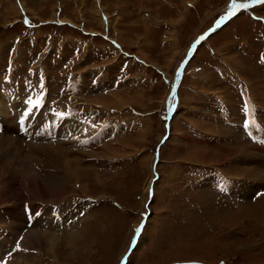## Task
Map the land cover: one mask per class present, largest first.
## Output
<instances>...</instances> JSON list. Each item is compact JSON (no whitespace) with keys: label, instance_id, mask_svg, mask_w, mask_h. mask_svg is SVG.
<instances>
[{"label":"rangeland","instance_id":"obj_1","mask_svg":"<svg viewBox=\"0 0 264 264\" xmlns=\"http://www.w3.org/2000/svg\"><path fill=\"white\" fill-rule=\"evenodd\" d=\"M231 1L0 0L2 86L32 83L25 69L34 58L45 61L53 93L64 63L81 80L65 102L92 108L88 121L60 112L84 123L65 147L66 166L33 167L25 151L13 154L16 168L43 184L6 182L14 163L0 159V264H64V256L67 264H264V182L245 178L242 159L262 145L242 130L245 106L236 108L240 93L251 108L246 124H258L251 133L264 143V2L235 0L249 6L229 15ZM211 25L218 29L192 52L190 42ZM107 94L113 104L94 102ZM0 99L10 114L0 132L22 135L30 125L18 123L12 90ZM97 123L104 134L93 133ZM43 135L34 134L52 137ZM9 146L0 144V156ZM208 172L215 182L240 181L242 192L220 195ZM32 228L57 243L24 246Z\"/></svg>","mask_w":264,"mask_h":264},{"label":"bare ground","instance_id":"obj_2","mask_svg":"<svg viewBox=\"0 0 264 264\" xmlns=\"http://www.w3.org/2000/svg\"><path fill=\"white\" fill-rule=\"evenodd\" d=\"M229 2H228L229 6L227 5L228 8L225 7L223 9V10H225L227 8V10H226L228 12L227 14L230 13V7L232 4V1L230 4H229ZM236 3H237V1H236ZM222 21H221V24L219 21L220 26L219 27L217 26L218 28H221L222 23H223ZM213 26L211 28L212 33L216 29H218L217 27H216V29H213ZM211 34L207 35L206 37H209ZM118 43H120V42H118ZM12 92H13V102L15 103V106H17V109H13V110L16 113H20V108L24 107L23 106V100L26 98L28 93L24 94L23 91H14V90H12ZM170 92H171V90H169V93H167L168 94V95H166L167 98L165 97L167 100V103H169L170 100L172 102V99L174 96V95H172L171 96L172 98L170 99ZM109 98L112 100L115 99L114 97L113 98L109 97V95L107 94L106 97H97L96 99H94V102H100L101 104H104V106H105V104H113L112 100H109ZM117 101L119 103L123 104L119 99ZM29 103H30V98L28 97L27 106L29 105ZM114 103H115V101H114ZM13 108H14V105H13ZM9 116H10V114H8L6 112V109L3 106V101L0 99V118H8ZM27 119H31V120H33V122H29V121H27ZM17 121L21 126L24 122H28L30 125V126L27 125L28 130L27 131H26V129L23 130L22 135L19 134L20 136H17V137H13L10 135H4V132H6L5 130H11V128H6L4 131L0 132V144L4 143L6 145H10L9 150L6 151V154L1 155L0 159H4L5 160L4 162L7 164H9L10 161L14 163V166L12 165V168L9 171L7 170L8 172L5 171V173L7 172V174H6L7 177L5 179H6V182L8 180V183H11V184L14 183V185L16 184L17 181H21L22 184L26 181H30L31 183H37L36 185L38 186L39 183H42L41 180H44V179L40 178L39 176H36V172L33 171L32 169H30L26 172L25 171H23V172L19 171V168L18 169L16 168V164L20 163V162L13 160V154L17 157L23 151H25V154H27L28 158L24 159V162L32 165L33 167L35 165L47 166L50 164L54 165V166H60V165L66 166L69 163V159L67 157H65L66 152H67L66 150L68 149V148L66 149L65 147L69 146L70 141H73L78 137L80 130H82V128L84 126V123L81 120H75V119H73V117H71V116L69 117V115L58 113L57 111H50V110H47L45 108H40L36 112H32L30 117H28L26 119L25 118L22 119V118L18 117ZM41 121H42V123L49 121L48 126H46V127L40 126L39 123ZM13 130H14V128H13ZM31 130L33 132L35 131V133H42V134H44L43 136H46L48 133H50L51 136H59V137H55V139L50 138L47 140H42V139L36 138L34 136L35 133H30ZM29 133H30V135L28 137H25ZM261 151L262 152L257 153V155H255L251 151L252 153L249 152L246 155V157H242V159L246 158L245 162H244L245 165L248 164V166H247L248 168L244 169V171H245L244 175L248 181L249 180H251V181L255 180L258 183H260L261 181L264 182V144H262ZM59 157H60V159H59ZM250 159H252V161L254 162V164H255L254 167L248 163V162H250L249 161ZM241 162L243 163V161H241ZM249 167H253V168H249ZM150 170H151V168H150ZM22 173H24V175ZM95 178L98 180V178L96 176H95ZM148 183L149 182H147V185H148ZM7 186L8 185H6V187ZM36 187H34L33 191L31 192L32 194L36 193L34 195H37V192H38L36 190ZM241 187L243 189V187H245V186L243 184H241ZM14 195H16V194H14ZM43 196H44V194H43ZM49 200H50V202L56 201L55 198H51ZM11 206H13V205H11ZM14 207H16V206H14ZM11 210H13V208L9 209L8 211H11ZM11 213H16V212L13 211ZM263 223H264V221H263ZM50 234H51V232H46V231H43L42 229H34V228L29 229L26 231L25 240H24L23 245L26 247H31V246L39 245L41 242L46 243L47 246H48V244L53 245V244L57 243L58 237H55L54 235H50ZM75 237H76V235H73V238H75ZM75 245L77 246L75 249V252H77V253L81 252V250L83 249L82 245H80V244H75ZM85 251L86 250L84 249V253H86ZM55 252L56 251H54V253ZM82 252H83V250H82ZM52 255H54V254H52ZM82 258H83L82 256L77 255L74 259L79 260ZM63 261H64V264H67L70 261V258L68 256H64Z\"/></svg>","mask_w":264,"mask_h":264},{"label":"snow or ice","instance_id":"obj_3","mask_svg":"<svg viewBox=\"0 0 264 264\" xmlns=\"http://www.w3.org/2000/svg\"><path fill=\"white\" fill-rule=\"evenodd\" d=\"M253 2H255V3H260V2H264V0H253ZM249 5L248 4H246V3H244V4H237L236 2H235V0H233V2H232V4H231V7H230V15H234L235 14V10H237V9H241V8H247ZM222 20L223 19H227V17H223V18H221ZM218 24H219V22H218ZM201 39H203V37H201ZM30 111H31V109H30ZM143 227V224L141 225V228ZM141 228H137L136 229V232H137V234H139V232H140V230H141ZM136 243V240H135V238H133V244H135Z\"/></svg>","mask_w":264,"mask_h":264},{"label":"crops","instance_id":"obj_4","mask_svg":"<svg viewBox=\"0 0 264 264\" xmlns=\"http://www.w3.org/2000/svg\"><path fill=\"white\" fill-rule=\"evenodd\" d=\"M172 82H173V80L171 81L170 86H171ZM170 86H169V88H170ZM173 88H174V87H173ZM173 100H174V98L172 99V101H173Z\"/></svg>","mask_w":264,"mask_h":264}]
</instances>
